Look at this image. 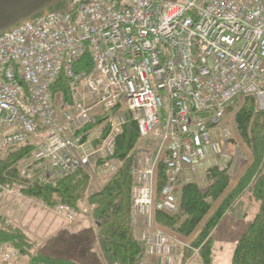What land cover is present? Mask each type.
Segmentation results:
<instances>
[{
    "label": "built area",
    "instance_id": "built-area-1",
    "mask_svg": "<svg viewBox=\"0 0 264 264\" xmlns=\"http://www.w3.org/2000/svg\"><path fill=\"white\" fill-rule=\"evenodd\" d=\"M61 76L70 102L51 92ZM246 96L264 111V0H77L0 36V157L33 145L22 178L81 171L101 186L132 120L142 142L131 191L139 264H201L200 248L166 234L156 215L180 211L185 185L208 189L211 168L234 175L241 156L227 110ZM26 190L0 184V206ZM55 214L78 222L67 204ZM0 264L27 262L0 243Z\"/></svg>",
    "mask_w": 264,
    "mask_h": 264
},
{
    "label": "trees",
    "instance_id": "trees-1",
    "mask_svg": "<svg viewBox=\"0 0 264 264\" xmlns=\"http://www.w3.org/2000/svg\"><path fill=\"white\" fill-rule=\"evenodd\" d=\"M86 66L88 61H84ZM70 81L61 76L52 86L55 95L62 93V99L70 102ZM245 105L236 115L238 131L243 142L252 152L253 164L241 176L235 188L223 201L218 214L212 218L206 229L197 237L193 247L200 248L202 264H212L213 243L210 226L220 215L244 194L248 193L258 203V210L251 223L239 237L233 249L230 264H264V111L257 110L254 96H246ZM138 141L136 123L128 119L115 143V156L123 161L122 168L100 190L87 197L91 221L98 246L106 264H139L145 255L144 245L135 237L131 225L134 155L131 151ZM34 146L16 148L0 157V184L24 183L25 192L31 198L51 203V196L57 194L60 201L72 207L76 213L85 203L88 176L81 171L58 178L55 181L40 177L36 170L34 179L26 180L20 175V163L32 157ZM209 188L200 194L194 184L183 188L181 214L183 221L179 231L189 234L207 213L211 202L216 201L228 188L231 177L217 168L207 173ZM164 185L160 174L159 186ZM168 220L165 215L157 214L156 221ZM173 221L170 220V223ZM175 222V221H174ZM173 222V223H174ZM2 223V221H1ZM0 223V243L15 246L27 264H80L68 257H52L45 252L32 251L33 244L21 231ZM185 254V253H184ZM186 256V255H184Z\"/></svg>",
    "mask_w": 264,
    "mask_h": 264
},
{
    "label": "rangeland",
    "instance_id": "rangeland-1",
    "mask_svg": "<svg viewBox=\"0 0 264 264\" xmlns=\"http://www.w3.org/2000/svg\"><path fill=\"white\" fill-rule=\"evenodd\" d=\"M68 8V6L65 7V5L60 4L56 7V11H66L68 10ZM60 95L61 97H63L61 92ZM245 103L246 101L244 99H236L227 110V119L232 121L233 129L235 132L236 145L238 146V152L241 156V159L238 164L241 162L242 167L244 168V173L253 164L252 152L248 148V146L243 142V139L241 138L236 123V115L240 111V109L245 105ZM141 146L142 142L137 141L135 147L131 151V154L135 156L136 152ZM116 159L120 162V166L113 173L111 178L104 182L101 186H99V182L97 181L98 177L96 174L85 173L88 176V186L85 194V203L81 208V211L76 213L77 221L82 218V209L86 205H88V195L92 192H96L102 189L112 179V177L122 168L123 161L117 157ZM263 161L264 157L262 162ZM29 162V158L24 159L20 163L19 168L21 169L22 167L29 164ZM262 164L264 165V162ZM238 172L239 168L236 169L234 175H229L231 177V181L229 183L230 185L235 182L237 178L236 175L238 174ZM34 177L35 174L32 175L31 179H34ZM240 178L237 179L236 185ZM50 179L52 181H55L58 178L51 177ZM206 182L208 183L209 187L208 178H206ZM195 187L197 188V186ZM199 189L197 188L200 194H204V192L207 190V188L204 191H202L201 188ZM230 192L231 191L229 190L226 192L224 191L223 194L216 201L211 202V207H209L207 213L203 216L197 226L189 234H185L179 231V227L181 226V222L183 221L181 209L176 215L166 216L168 220H162V222H157V224L169 236L178 238L181 241L189 242L190 245L193 246L197 237L206 229V226L208 225V223H210L212 218H214L218 214V209H220L223 201L229 195ZM58 203L62 202L60 201L57 194H53L51 196V203L39 201L37 199L29 197L26 194L24 195V198L8 197L5 202L0 206V223L2 221V225L10 226L13 227L15 230L23 232L33 244V252H46V247L49 245L52 246L53 244H55V248L57 249H59V246L63 244V251L64 249L66 250L69 247V250L71 252L75 250L74 248H76L74 247L75 244H73V238H75L74 235L70 236V232H67L68 234L67 236H65L66 234L64 235V239H61L59 236H61L60 234L62 230H66L68 228L70 229L71 227L76 226V223L73 225H68L61 218L56 216L55 208ZM257 210L258 203L254 199H252V197L248 195V193H246L241 198H238V200L235 201L226 212L224 211L220 215V217L213 222L209 229L210 237L212 238L213 243L212 264H230L232 252L236 245V242L253 220L254 216L257 213ZM90 214L91 213L89 211L88 217L86 218V220H89L87 221V227H90V232H93V234L95 235L94 224L91 221ZM170 220L175 222L170 223ZM66 226L67 228H64ZM69 229L67 231H70ZM53 234H56L55 236L57 239H50ZM48 239L50 240L48 241ZM77 248L85 254L74 255L71 256L70 259H73L80 264H95L99 262L98 258H100V255H98L97 251H95L94 249V242L92 236L88 237L86 235L85 237H83L82 241L78 242ZM46 253H48V251ZM185 255L186 257H189V254L187 252L185 253ZM57 256L62 257L63 254H57ZM24 258L25 261H27L26 257Z\"/></svg>",
    "mask_w": 264,
    "mask_h": 264
},
{
    "label": "water",
    "instance_id": "water-1",
    "mask_svg": "<svg viewBox=\"0 0 264 264\" xmlns=\"http://www.w3.org/2000/svg\"><path fill=\"white\" fill-rule=\"evenodd\" d=\"M77 0H0V36L38 16L56 11L58 5L69 7ZM112 112L108 113L110 117ZM160 167V166H159Z\"/></svg>",
    "mask_w": 264,
    "mask_h": 264
},
{
    "label": "crops",
    "instance_id": "crops-1",
    "mask_svg": "<svg viewBox=\"0 0 264 264\" xmlns=\"http://www.w3.org/2000/svg\"><path fill=\"white\" fill-rule=\"evenodd\" d=\"M237 168H239V172H238V174L236 175L237 176V178H236V180H235V182H233V184H229V186H228V188L226 189V191H232L234 188H235V186H236V182H237V179L238 178H240V176H242L243 174H244V168L242 167V164H241V162L237 165ZM232 183V182H231ZM225 191V192H226ZM87 221H89V220H86V219H83V218H81L80 220H78V222L76 223V226H74V227H71L69 230L70 231H67L68 229H66V230H62V232H61V236H59L61 239L63 238L64 239V237L65 236H67V234L69 233V235L71 236V235H74V237L75 238H73V244H75V246L74 247H76V248H74L75 250H73V251H71L70 252V250H69V247H68V249H64V251H63V248H64V246H63V244L61 245V246H59V249H57V248H55V244H53L52 246H47L46 248V252L48 251V253L47 254H49L50 256H52V257H61V256H57V254H63V256L62 257H68V258H71V256H74V255H84L85 253L84 252H81L78 248H77V245H78V242H81L82 241V238L83 237H85L86 235L89 237H93V242H94V249H95V251H97V254L98 255H100L99 257L100 258H98V260H99V262H97V263H95V264H106V262L104 261V258H103V256H102V254H101V251H100V248H99V246H98V243H97V240H96V236L93 234V232H90V227H87V225H88V222ZM64 228H67V226L66 227H64ZM68 232V233H67ZM66 234V235H65ZM56 234H53V236H51V238L50 239H57L56 238V236H55ZM65 235V236H64ZM81 238V239H80ZM50 239H48V241L50 240ZM75 240V241H74ZM62 241V240H61ZM56 243V242H55ZM97 247H96V246ZM71 246H73V245H71ZM49 247H51V248H49ZM66 247V246H65ZM45 252V253H46ZM85 252H87V251H85ZM91 253V252H90ZM97 260V261H98Z\"/></svg>",
    "mask_w": 264,
    "mask_h": 264
}]
</instances>
